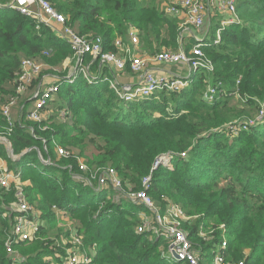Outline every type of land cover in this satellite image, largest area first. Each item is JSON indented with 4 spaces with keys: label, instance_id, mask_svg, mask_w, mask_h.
Wrapping results in <instances>:
<instances>
[{
    "label": "trees",
    "instance_id": "obj_1",
    "mask_svg": "<svg viewBox=\"0 0 264 264\" xmlns=\"http://www.w3.org/2000/svg\"><path fill=\"white\" fill-rule=\"evenodd\" d=\"M48 1L66 17L67 26L78 35L101 36L106 51H117L115 42L119 38L127 42L131 25L140 30L141 43H146L153 55L158 52L154 43L160 49L163 46L165 31L170 41L174 44L178 41L179 26L174 21L164 32L153 35L158 32V26L161 30L159 24L164 23L163 13L155 4L139 0ZM238 13L244 22L236 29L233 25L226 30L227 43L205 49L214 70H199L189 89L172 94L173 99H181L184 106L170 118L162 113L164 104L154 101L124 106L125 109L109 117L110 111L101 109L112 101V95L105 97L112 93L110 85L93 86L83 77L75 85L62 87L60 94L65 95L70 110L76 115L79 108L92 112L85 119L84 126L79 127V132L106 139V147L97 145L101 152L98 165H113L126 191L141 190L143 180L152 175L149 194L168 195L189 213L193 210L203 212L225 226L231 236L226 253L229 259L264 264V121L238 137L226 129L238 119L240 123L254 121L252 119L264 107V0H241ZM36 26L35 19L20 11L0 8L1 96L15 95L24 57H39L44 46L50 47L49 52L62 50L64 56L71 53L70 46L57 38L49 26L41 24L40 31H36ZM37 83L35 81L33 86ZM209 85L218 87L219 91L228 90L213 105L202 98ZM167 98L164 94L162 99L166 104ZM4 100L2 98L1 102ZM235 101L239 103L233 105ZM24 103L30 104L31 101L27 98ZM160 110L164 115L154 113ZM8 125L0 108V135H7ZM40 135L48 142V154L39 140ZM58 135L55 130L42 134L38 124L15 123L8 137L14 153L20 155L24 150L34 148L19 162L11 160L3 150L4 144L0 143L4 152L2 156L9 161L10 169L20 166L22 177H32L27 193L33 194L35 190L53 193L56 203L47 200L46 195L42 201L43 210L50 215L54 205L72 214L95 209L93 214L85 215L88 218L84 228L86 244H97L98 252L91 264H172L162 258L161 248H167V241L138 232L141 219L137 214L143 207L133 205L128 199L114 202L111 199L115 195L113 188L96 191L85 184L86 181L76 176L85 179L89 174L79 172L77 161H70L71 167L67 168L64 167L66 160L49 166L40 162L39 149L46 159L48 155L55 159L52 139ZM167 154L174 156L173 168L163 163L155 168L157 160ZM128 207L130 211L126 210ZM197 231L196 226L190 230L196 244L201 242ZM214 242L220 240L216 238ZM215 243L205 246L204 250ZM46 244L52 245V241ZM3 247V230L0 229V264H11V260L2 255ZM41 247L45 251L24 264H60L59 257L53 263L42 261L41 256L52 258L57 251L46 248L44 242Z\"/></svg>",
    "mask_w": 264,
    "mask_h": 264
},
{
    "label": "built area",
    "instance_id": "obj_2",
    "mask_svg": "<svg viewBox=\"0 0 264 264\" xmlns=\"http://www.w3.org/2000/svg\"><path fill=\"white\" fill-rule=\"evenodd\" d=\"M40 7L43 14L47 17V21L43 16L40 15L33 16V14L26 9L21 10V13L27 15L36 21H43L48 24L49 22H55L59 25H62L61 39L65 41L75 54V70L72 72V75L67 78L66 81H72L74 78L84 77L87 80L98 81V79H105L106 82L110 85V88L119 94V96L126 101L135 102L133 100H142L150 98L152 95L157 94L158 92H171V93H181L182 90H187L190 87V83L193 84L195 75L199 70H207L212 72L214 70L213 63L204 55L202 48L209 46V42H214V44L220 43V37L218 38H208V36H203L202 38L196 37V46L188 54L185 51L179 52H170L163 51L161 53L152 56L151 58L139 57L136 54V47L140 44L139 29L135 26H130L127 32V42L123 39H118L115 42L117 51H106L104 49V40L101 36L97 37H84L78 35L72 28L67 26V19L63 14H60L52 6L48 0H39ZM238 2L239 0H219L217 6L221 10H225L227 13V19H223L222 26L218 29L219 33L223 30H227V25L239 24L240 22H235L233 19H237L238 13ZM170 16H184L186 18V24L194 26L196 29H200L204 26L206 21V10L207 7L204 4L203 0H174L172 5L165 9ZM225 14V13H223ZM206 41V42H205ZM90 58L91 64H98V68L102 70L108 69L113 77H107L102 73H94L91 65L85 63L86 59ZM150 63H155L154 65H189V72L187 75L180 74H169L162 73L155 69H147V66ZM98 70V69H97ZM127 70H131L133 74L139 75V80L135 84H121L117 79V76H120L122 73ZM43 77V68L42 66L33 59H23L21 63V70L17 78L16 93L3 107L2 114L7 118L9 125L7 128V135L9 136L13 132L15 124L12 122L10 108L18 103L20 97L28 93L31 89L36 91L35 95L30 96V101L35 104L34 110L29 111V117L35 120L36 122L42 121V114L45 113L46 108H49L48 105L50 100H54V95L60 92L62 83L52 84L46 86L45 90L39 89L36 85L33 86V83L36 80H39ZM188 87V88H187ZM43 88V87H41ZM209 91L211 94H208L204 97L206 101L214 100L215 92L219 91L218 87L214 85H209ZM53 98V99H51ZM260 117L264 118V107L259 112ZM258 118V119H259ZM257 119V120H258ZM256 120V121H257ZM250 121L249 123H252ZM5 135V136H7ZM10 142V150H14L13 145ZM6 145L5 143H3ZM8 150V147L6 145ZM47 151V150H46ZM62 156L67 158L68 153L64 150L58 151ZM72 156H69L70 158ZM182 157H186V154H182ZM2 159V158H1ZM159 160V159H158ZM158 160L155 163V168L158 166ZM78 162V161H77ZM2 165L0 169L4 167V161L2 159ZM78 163L79 169L81 171L85 170V167L81 166ZM21 172L14 173L9 167L4 171L0 172V185L4 186L5 189H9L10 183L14 178L20 177ZM78 179L86 181L90 180L83 178L82 176L77 175ZM91 178L97 180V189L98 191L113 188L118 191L121 196L123 192V182L119 178V175L114 169H105L98 170L91 175ZM143 188L140 191H130L133 192L127 196L130 200L135 203H141L149 212H151V217L144 215L141 218V224L138 227L139 233H149L152 237L158 239H164L167 241V248L163 249L162 258L166 262L172 263H186V264H202L203 260L201 253L207 249L208 252L215 250L213 254V264H246L244 261H233L229 260L226 256L228 249L229 240L227 239L228 233L226 232L225 226L221 225L218 227V230L215 231L211 236L205 235V232L200 230L198 227L197 237L201 242L197 243L201 245V249H196L197 245L194 243L191 238V232L188 229L182 227L183 223H187L189 219L183 216L181 210L172 207L168 211V215L172 216V220L168 219L167 214H162L160 211L154 207L150 198L148 197V191L151 188V176L143 180ZM94 188L95 186H91ZM94 188V189H96ZM129 192V193H130ZM12 205L10 211L7 210L9 215L13 216L11 225L14 223L12 230L7 233V239L5 240V246L9 253V258L11 264H24L22 263V256L19 255L16 251V248L27 242L29 240L35 239L40 229L44 228L48 223L46 221L47 213L42 209L32 205L28 199L23 189H20L17 193V199L11 201ZM58 212H63L62 209H58L57 206L51 208V213L57 215ZM58 216V215H57ZM218 238L219 243L214 241ZM204 250V247L211 245ZM70 243L73 244V247L70 250L65 251L64 255L60 254L59 257L60 264H91L92 260L88 253L86 252L87 248L84 245L83 237L76 231L72 234ZM201 243H204L201 244ZM58 245V243H55ZM93 251H96V248L90 249V253L93 254ZM51 261H53L50 258Z\"/></svg>",
    "mask_w": 264,
    "mask_h": 264
},
{
    "label": "rangeland",
    "instance_id": "obj_3",
    "mask_svg": "<svg viewBox=\"0 0 264 264\" xmlns=\"http://www.w3.org/2000/svg\"><path fill=\"white\" fill-rule=\"evenodd\" d=\"M135 1V0H133ZM141 3H146V4H155L158 5L161 13H163V17H164V23L159 24L162 28L161 30L159 29V26L157 27V31L158 32H153V35L158 34L160 32H164L168 26L170 27L171 25V21H174L173 23L178 24L181 33L185 32L187 30L185 29H193L194 31L198 32V35L203 34L204 36H208V38L214 39L215 37L218 38L220 37V43L219 44H214V42H209L210 45L203 47L202 51L204 53V55L212 62V60L208 57V55L206 54V50L207 48L210 47H219L222 44H226L227 43V38L224 36L225 35V30L221 31L219 33L218 29L222 26L223 23V19H221V15L223 16H227V13L225 10H221V11H217L214 10L212 12L209 13V6H210V0H203L205 6L207 7L208 5V12L206 10V21L205 24L202 28L200 29H196L194 26L192 25H188L186 24V18L185 17H179L177 19H173L167 12H163V9H167L169 6L172 5L173 0H139ZM240 1L238 2V6L240 4ZM136 2V1H135ZM237 6V8H238ZM225 13V14H223ZM166 14V15H165ZM209 19V21H208ZM169 21V22H167ZM233 21L235 22H240L239 24H233L236 28H238V26H241L244 22L243 18L240 16L239 13H237V19H233ZM233 25H227V28H230ZM146 26V24H145ZM38 24L36 26V31H40V27L38 28ZM231 29V28H230ZM164 39H163V43H162V47L161 49L158 47V44L154 43V45L156 46V49H158L157 53H161L163 51H170V52H179V51H185L188 54L194 49V47L196 46V38L193 39V37H185V38H181V40H178L176 44H174V42L170 41L169 36L167 34V31L164 32ZM206 42V41H205ZM49 46H44L45 49H43V52L40 54L39 57L37 58H33V60L37 61L43 68V74H48V75H53L57 74V75H61L63 77H68L69 72H73L75 70V63H76V59H75V54L72 50L71 53H69L67 56L63 55L62 50H56V52L52 51L49 52L50 47ZM137 52H139V54H141L142 56H149V54H152L150 51L149 46H146V43H142V45L137 46ZM113 51V50H111ZM137 54V56L140 57V55ZM53 53V55H52ZM156 54L152 55L155 56ZM151 56V57H152ZM149 58V57H147ZM24 59H31L28 57H24ZM92 60L89 58L88 60L85 61L86 64H88L89 62H91ZM213 63V62H212ZM155 64V63H154ZM214 65V64H213ZM66 67V69H65ZM153 65H148L147 69H153L152 68ZM94 68L96 69V65L94 63ZM188 68V69H187ZM187 69V70H186ZM158 71L162 72V73H169V74H180L181 73H188L189 71V65H161L159 66V68H157ZM126 74H131L134 75L135 77H138L139 75L133 74V72L130 70H127ZM125 73V72H124ZM46 76V75H45ZM121 77V76H120ZM120 77L118 78L119 82L122 83L120 81ZM38 82V80H36V83ZM64 83H62L61 87H65V81H63ZM61 83V82H60ZM77 83V82H76ZM91 85V83H89ZM106 84V83H103ZM102 84V85H103ZM75 85V84H73ZM93 85V84H92ZM100 85L98 84V82H95L93 86H97ZM193 84L190 83L191 87ZM35 87V86H34ZM187 87V88H188ZM209 86H207L205 88V90L202 93V98L205 97L208 94H211V92L209 91ZM42 89L45 90L47 88H41L38 86V90ZM112 93H108L105 97L109 98L112 95V101L111 103L108 102L106 103V105L104 106V108H102L101 110L103 111H110V116L112 117L113 114L117 113L120 109H125V107H129L131 105H137L140 104L142 102L145 101H154L157 103H162L164 104V109H162V113H164L166 115V117L170 118L173 116L174 112H176L178 109L182 108L184 105L181 104V99L175 98L173 99L172 94H178V93H171V92H158L155 95H152L150 98L148 99H142V100H133L135 102H131V101H126L123 100L119 94H117L116 91H114L113 89H111ZM185 91V90H184ZM182 90V92H184ZM228 90L226 88L223 89V91H217L215 92V98L212 101H207L208 104H215L216 102H218L219 99L222 98V95H224L225 92H227ZM36 93V91H33V89H31L28 93L24 94L22 97L19 98L18 103L15 104L14 106H11L10 108V114H11V118H12V122L15 123H19V124H23V125H35L38 124V126L40 127L41 133H47L49 131L55 130L58 131V137H53L52 139V146L54 147V160L52 159V157L50 155H48V159H46L44 157V153L39 149L38 150V154H39V160L41 163H46L48 166L49 165H53L55 163H59L61 164V162L65 161L66 166L64 167H71V163L70 161H78V163L81 164V166L85 167L84 171H81L79 169V172L84 174V175H88L89 177L87 179H90L87 183L88 186H95L94 188L97 187V180L95 178H91V175L94 174L95 172H97L98 170H105V169H115V167L113 165H105V166H101L98 165V162L100 161V157H101V152L98 151V146H103L106 147V142L104 140L103 137L100 136H96L92 133H89L87 135L85 134H80L79 132V127L84 126V122L85 119L87 117H89L88 115H92V112L89 113L88 111H86L85 109H78L76 110L78 112V114L76 115V113L74 112V110H70L69 108V103L67 104V100L65 98V95L62 94L61 96V90L59 93H57L56 95H54V100H50L48 105L50 106L49 108H46L45 113L42 114V121L41 122H36L35 120H33L32 118L29 117V111H33L35 104L34 102L28 104V103H24L23 101L27 98H29L30 96H34ZM164 94H166L167 101L168 103H164V100L162 99ZM14 97L11 95H2L0 94V108H1V113H2V109L4 107V105L12 98ZM5 99V103L3 104V102H1V99ZM53 99V98H51ZM177 99V100H176ZM238 101L232 102L233 105L238 104ZM3 104V105H2ZM182 110V109H181ZM155 114H159V115H164L161 113L160 111H156L154 112ZM95 117H99L95 116ZM260 117V114L256 115V118L252 119L254 120L252 123H240V119L233 121V123L229 124L226 129L230 130V133L233 134L232 136L234 137H238L243 131H247L249 130V128L251 127H255L257 126L256 120ZM260 119V118H259ZM258 119V120H259ZM7 120V118H6ZM8 121V120H7ZM9 123V122H8ZM264 126V125H263ZM15 127V126H14ZM14 130V128H13ZM32 134H34L32 132ZM8 138L9 136H3L0 135V138ZM41 137V138H40ZM39 140L42 141L43 143V148L44 150H47V154H48V142L46 140V138L43 135H40ZM10 139V138H9ZM8 147V144L5 143ZM6 145H4L5 149H3L5 151V153H9L10 148L8 147V150L6 148ZM29 150V149H26ZM24 150V151H26ZM59 150H64L66 153H68L67 158H65V156H62L58 151ZM11 152V151H10ZM4 152H2V150L0 149V157H3L2 154ZM17 155V154H15ZM69 156H72L70 158H68ZM182 156V155H181ZM9 157V156H8ZM187 157V155H186ZM174 157H170L166 160H164L163 164L168 167V168H173L172 166V160ZM185 158V157H184ZM11 159V158H10ZM3 161H4V167L2 169H0V172H4L8 167L10 168V164L9 161H7L6 158L3 157ZM168 162V163H167ZM69 163V164H68ZM175 163V161H174ZM2 159L0 158V166L2 165ZM79 164V165H80ZM68 165V166H67ZM27 169V168H26ZM14 173L16 172H21L22 171V167L20 166H16V168L12 169ZM117 172V171H116ZM118 174V172H117ZM20 177L18 178H14L13 181L10 183L9 189H5L4 186L0 185V229L3 230V241L5 243V240L7 239V233L12 230L14 223L11 225V222L13 219L12 215H9L7 210L10 211L11 208V201H14L17 199V193L20 189L24 190V193L27 196L28 201L34 205L35 207L38 206V208H43V198H45V195L47 196V200H49L50 202L56 203L57 199L56 196L53 193H49L48 191H44V192H37L36 190L33 191V194H28L27 193V189L31 186L32 182H31V178L30 176L27 177H22V174H19ZM72 175L75 177L76 173H72ZM119 175V174H118ZM152 176V175H150ZM119 178L121 179V176L119 175ZM44 189L45 186H43ZM152 189V186L150 188V190ZM142 190V189H141ZM149 190V191H150ZM130 191H140V190H130ZM130 191H126L124 189V185L122 187V195L120 196L118 191L114 190V197L113 195L111 196V199H113L114 202H120L122 199H128L130 200L127 196L123 195H129L133 192ZM130 192V193H129ZM72 195L74 196V193H72ZM148 197L150 198L151 202L153 203L154 207H156L160 213L162 214H167L168 215V211L171 210L172 207H175L179 210H181V212L183 213V216L187 219H189V221H187V223H183L182 227L188 230H192L194 229V227H200V230H202L203 232H205V235L211 236L215 231L218 230V227L221 226V224H218L215 220H211L210 218H208L203 212L200 211H196L193 210L192 213H189L188 210H186L184 208V206L177 202L176 199L174 198H170L168 195H162L161 197H158L152 193H148L147 194ZM133 205L139 207L142 209L143 205H141V203H135L132 200H130ZM121 203V202H120ZM55 206V205H54ZM53 207V206H52ZM58 207V206H57ZM143 210H139L140 213H138L137 215L141 218H143L144 215H148L149 217H151V212H149L145 207H143ZM58 209H61L58 207ZM93 209V210H92ZM91 210L88 211H81V212H77L75 214H72L71 212L67 213L66 210L62 209L63 212H58V216L57 215H53L52 217H49V222L45 225L44 228L40 229L37 236L35 237V239L33 240H29L27 242H24L23 244L19 245L16 248V251L19 255L22 256V263H25L27 260H29V258H38L40 256V253L43 249V247H41V243L44 242L46 245V248L53 250L55 252L54 256H41L40 259L42 261H44L45 263H53L50 258L55 261L56 257L60 254H63L62 251H67L72 249L73 247H75L73 244L70 243L71 240V236L72 234L76 233V231L83 237V242L85 247L87 248L86 252L88 253V255L90 256L91 259H94L95 256L97 255V250L95 251L96 253L94 255H92V253H90V249H94L97 248V244L95 243L94 245H87L86 244V239H85V222L87 221V218L85 217L86 214L88 213H94V208H92ZM126 210H131L129 207L126 208ZM172 216L168 215V219L170 221H173ZM14 220V219H13ZM4 221L6 223H4ZM9 223V224H8ZM217 224V225H216ZM111 227H108L107 229H109ZM106 231V228H105ZM112 230H110L111 232ZM5 234V236H4ZM230 235L228 234L227 239L230 240ZM199 239V238H198ZM49 241H52V245H47L46 242L48 243ZM194 241V240H193ZM200 241V239H199ZM55 243H58V245H56ZM194 243L196 244V242L194 241ZM199 243V242H198ZM197 248L196 249H201V245L196 244ZM165 246V245H162ZM164 247H162L161 249L163 250ZM215 250H211L210 252H208V250H205L206 255H204V252L201 253V257L203 260L202 264H213V254L215 253ZM2 255H4L5 257L9 258V253L8 250L4 244V247L2 248ZM45 251V250H44ZM10 259V258H9ZM229 259V258H228ZM234 260V259H229ZM93 261V260H92ZM172 263H174V260H171ZM244 260H242L243 262ZM43 262V263H44ZM36 263V262H33ZM59 263V262H58Z\"/></svg>",
    "mask_w": 264,
    "mask_h": 264
},
{
    "label": "crops",
    "instance_id": "obj_4",
    "mask_svg": "<svg viewBox=\"0 0 264 264\" xmlns=\"http://www.w3.org/2000/svg\"><path fill=\"white\" fill-rule=\"evenodd\" d=\"M218 2H219V0H210L211 4L209 6V13L214 11V10L220 11V8L217 6ZM0 4L7 5L8 7L16 9V10H18L20 12L23 9L29 10L33 14V16H37L39 18V16L42 15L43 19L45 18V21H47V17L43 14L42 9L40 7L39 0H0ZM171 17L175 20V19H177L179 17H184V16L182 15V16H171ZM227 18H228L227 16H224V15L222 16L221 15V19H227ZM208 21H209V19H208ZM36 22H37L39 27L41 26V24L49 26L51 28V30H52V33L57 38H61V34L60 33L63 30L62 29L63 28L62 25H59V24H57L55 22H49L48 24H46V22H44V20L42 22L41 21H36ZM185 30H187V31L181 33L180 28H178V31H179L178 40H181V38H185V37H193V39H195L196 37L197 38H202L204 36L203 34L198 35V32L194 31L193 29H185ZM139 36H140V30H139ZM139 45L140 46L142 45L141 37H140V44ZM136 50H137V48H136ZM137 53L139 54V52H137ZM139 55H140V57H143V58H147V57L151 58V56L153 54H149V56H142L141 54H139ZM88 59H86V60H88ZM88 65H91V67L93 69L92 71L97 74V75H95L96 77L102 76V75H99L98 73H102V74L106 75L107 77H113V74L108 69H104V70L101 71V69L98 68L99 66H98L97 63L95 65H96V69H98V70H95L94 64H91V62H89ZM149 65H153L152 68L155 69V70H157V68H159V66H161V65L155 66L153 63H150ZM65 69H66V67H65ZM126 73H128V72L122 73L120 75L121 77L117 76V79L120 77V81L122 82L121 84H135V83L138 82L139 76L135 77L134 75L126 74ZM181 74L182 75H187V73H181ZM70 75H72V72H69L68 77H70ZM68 77H63V76L57 75V74H54V76L53 75H48V74H43V77L39 80V82L37 83V86L44 88V87H46L48 85L57 84V83H60V82L64 83L63 81H65V84L68 83L70 85H73V84H76V82L79 80L80 75H78L77 78L72 80V81H66ZM87 82L88 83H92L93 81L92 80H87ZM96 82H98V84H103V83L107 84L106 80L103 79V78L102 79H98V81H96ZM0 158L3 159V157H0ZM45 212L47 213L46 221L49 222V217H52L53 214L51 213V215H50V212H48V211H45ZM95 253L96 252L93 251V254H95Z\"/></svg>",
    "mask_w": 264,
    "mask_h": 264
},
{
    "label": "water",
    "instance_id": "obj_5",
    "mask_svg": "<svg viewBox=\"0 0 264 264\" xmlns=\"http://www.w3.org/2000/svg\"><path fill=\"white\" fill-rule=\"evenodd\" d=\"M0 8H10V7H8L7 5L0 4ZM263 121H264V118H260L259 120L256 121L255 124L256 125H259ZM0 143H7L8 144V147H10V145H11L10 142L8 141V139H5V138H0ZM33 150H34V148H31L29 150H26V151L22 152L20 155H15L14 150H12L11 152L9 151L8 156L14 162H19L27 154L31 153ZM170 157H174V156L172 154H167V155H164V156L160 157L159 160H158V165L161 164V163H163L164 160H166V159H168ZM43 164L47 165L46 163H43ZM95 190L98 191L99 189L96 188Z\"/></svg>",
    "mask_w": 264,
    "mask_h": 264
},
{
    "label": "bare ground",
    "instance_id": "obj_6",
    "mask_svg": "<svg viewBox=\"0 0 264 264\" xmlns=\"http://www.w3.org/2000/svg\"><path fill=\"white\" fill-rule=\"evenodd\" d=\"M74 79H76V78H74ZM96 81H93L91 84H94Z\"/></svg>",
    "mask_w": 264,
    "mask_h": 264
}]
</instances>
